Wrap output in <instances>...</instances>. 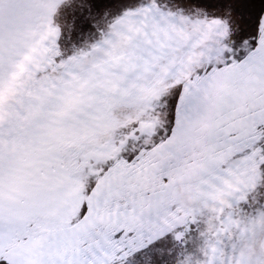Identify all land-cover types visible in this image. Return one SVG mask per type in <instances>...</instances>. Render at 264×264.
Instances as JSON below:
<instances>
[{"label":"snow or ice","instance_id":"6c2138e0","mask_svg":"<svg viewBox=\"0 0 264 264\" xmlns=\"http://www.w3.org/2000/svg\"><path fill=\"white\" fill-rule=\"evenodd\" d=\"M0 264H264V0H0Z\"/></svg>","mask_w":264,"mask_h":264}]
</instances>
